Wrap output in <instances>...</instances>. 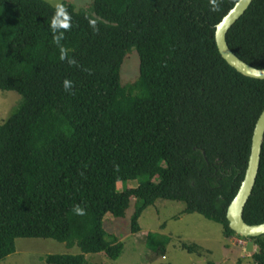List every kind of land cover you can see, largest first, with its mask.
Segmentation results:
<instances>
[{
	"label": "trees",
	"instance_id": "1",
	"mask_svg": "<svg viewBox=\"0 0 264 264\" xmlns=\"http://www.w3.org/2000/svg\"><path fill=\"white\" fill-rule=\"evenodd\" d=\"M237 1L61 2L58 16L44 0H0V91L20 97L0 124V262L21 238L79 250L45 256L46 264H85L88 254L116 260L123 245L103 218L123 217L132 201L131 233L162 199L237 237L226 211L264 109V80L235 71L216 47L215 26ZM225 40L241 61L264 68V0L252 1ZM131 50L138 76L123 85ZM122 181L137 186L118 192ZM243 221L264 223V135ZM242 239L255 246L253 264H264V235ZM168 244L146 236L162 258ZM180 248L202 256L194 244Z\"/></svg>",
	"mask_w": 264,
	"mask_h": 264
},
{
	"label": "rangeland",
	"instance_id": "2",
	"mask_svg": "<svg viewBox=\"0 0 264 264\" xmlns=\"http://www.w3.org/2000/svg\"><path fill=\"white\" fill-rule=\"evenodd\" d=\"M51 5L67 3L75 9L86 8L92 0H44ZM121 82L132 83L138 76V57L131 50L121 65ZM15 92L0 91V124L10 115L19 102ZM136 181H122L116 186L118 192L125 188H135ZM184 205L182 202L156 200L141 214L139 231L130 232V219L133 212V201L123 217L114 218L106 214L103 228L106 233L116 234L123 245L118 259L109 260L103 254L85 255V264H253L251 255L255 246L243 240L238 244L236 239L224 238L222 228L198 214L180 215ZM177 217L175 218L174 216ZM158 233L169 238L165 257L152 253L145 247L146 236ZM236 238V237H234ZM194 244L201 248L202 256L189 254L180 245ZM76 246L68 247L64 243L43 239H17L15 252L7 256L0 264H46L44 257L59 254H78Z\"/></svg>",
	"mask_w": 264,
	"mask_h": 264
},
{
	"label": "water",
	"instance_id": "3",
	"mask_svg": "<svg viewBox=\"0 0 264 264\" xmlns=\"http://www.w3.org/2000/svg\"><path fill=\"white\" fill-rule=\"evenodd\" d=\"M252 1L253 0H238L215 26L214 38L220 56L230 67L245 77L264 80V68L256 69L241 61L229 50L225 40L227 31L245 13ZM263 135L264 109L254 126L250 154L243 180L226 211V220L229 229L240 238H256L264 235V223L259 225H247L243 221V209L251 195L257 176Z\"/></svg>",
	"mask_w": 264,
	"mask_h": 264
},
{
	"label": "clouds",
	"instance_id": "4",
	"mask_svg": "<svg viewBox=\"0 0 264 264\" xmlns=\"http://www.w3.org/2000/svg\"><path fill=\"white\" fill-rule=\"evenodd\" d=\"M55 7H56V10H57V15H58V16L65 15L66 10H65V8H64V6H63L62 4L57 3V4L55 5ZM57 23H59L58 20H57ZM67 27H69V25L66 26V29H67ZM67 87H68V82H65V88L67 89ZM75 211L77 212V214H81V215L83 214L82 209H80L78 206L75 208ZM236 238H239V237H236ZM236 238H235V239H236ZM240 239H242V238H240ZM243 240H244V239H243Z\"/></svg>",
	"mask_w": 264,
	"mask_h": 264
},
{
	"label": "built area",
	"instance_id": "5",
	"mask_svg": "<svg viewBox=\"0 0 264 264\" xmlns=\"http://www.w3.org/2000/svg\"><path fill=\"white\" fill-rule=\"evenodd\" d=\"M238 241V244H242L243 239L236 238V242Z\"/></svg>",
	"mask_w": 264,
	"mask_h": 264
},
{
	"label": "crops",
	"instance_id": "6",
	"mask_svg": "<svg viewBox=\"0 0 264 264\" xmlns=\"http://www.w3.org/2000/svg\"><path fill=\"white\" fill-rule=\"evenodd\" d=\"M232 240H234L235 238L233 237V238H231Z\"/></svg>",
	"mask_w": 264,
	"mask_h": 264
}]
</instances>
